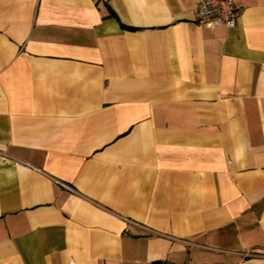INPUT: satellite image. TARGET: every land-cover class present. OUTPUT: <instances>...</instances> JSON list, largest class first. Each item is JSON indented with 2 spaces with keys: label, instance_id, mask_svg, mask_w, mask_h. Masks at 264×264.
<instances>
[{
  "label": "crops",
  "instance_id": "crops-1",
  "mask_svg": "<svg viewBox=\"0 0 264 264\" xmlns=\"http://www.w3.org/2000/svg\"><path fill=\"white\" fill-rule=\"evenodd\" d=\"M197 1L0 0V264H264V0Z\"/></svg>",
  "mask_w": 264,
  "mask_h": 264
},
{
  "label": "built area",
  "instance_id": "built-area-1",
  "mask_svg": "<svg viewBox=\"0 0 264 264\" xmlns=\"http://www.w3.org/2000/svg\"><path fill=\"white\" fill-rule=\"evenodd\" d=\"M238 2L239 0H198L194 8L197 21L214 27L231 28L236 23ZM244 256H249V253Z\"/></svg>",
  "mask_w": 264,
  "mask_h": 264
}]
</instances>
